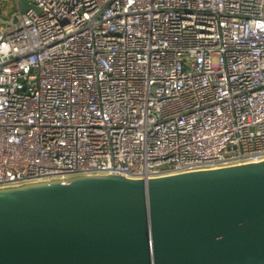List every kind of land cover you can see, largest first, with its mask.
Returning a JSON list of instances; mask_svg holds the SVG:
<instances>
[{"label":"built area","instance_id":"2783aa9c","mask_svg":"<svg viewBox=\"0 0 264 264\" xmlns=\"http://www.w3.org/2000/svg\"><path fill=\"white\" fill-rule=\"evenodd\" d=\"M0 0V188L264 161V0Z\"/></svg>","mask_w":264,"mask_h":264},{"label":"water","instance_id":"95a60500","mask_svg":"<svg viewBox=\"0 0 264 264\" xmlns=\"http://www.w3.org/2000/svg\"><path fill=\"white\" fill-rule=\"evenodd\" d=\"M0 264H264V161L0 188Z\"/></svg>","mask_w":264,"mask_h":264},{"label":"rangeland","instance_id":"374dc122","mask_svg":"<svg viewBox=\"0 0 264 264\" xmlns=\"http://www.w3.org/2000/svg\"><path fill=\"white\" fill-rule=\"evenodd\" d=\"M2 4H3V14L5 16H9L15 7V0H2Z\"/></svg>","mask_w":264,"mask_h":264}]
</instances>
